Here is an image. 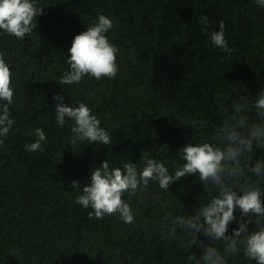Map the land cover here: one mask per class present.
I'll return each mask as SVG.
<instances>
[{
  "label": "trees",
  "instance_id": "16d2710c",
  "mask_svg": "<svg viewBox=\"0 0 264 264\" xmlns=\"http://www.w3.org/2000/svg\"><path fill=\"white\" fill-rule=\"evenodd\" d=\"M39 3L32 33L22 39L0 34V54L15 86L9 106L15 123L0 144V264H185L184 236L169 230L176 216L194 212L207 196L197 174L172 182L167 191L152 182L126 194L136 210L131 224L115 213L89 218L92 209L76 202L81 189L72 182L88 183L104 160L112 167L139 165L144 153L171 170L186 143L211 137L220 119L218 92L225 106L253 100L264 90V8L255 0ZM99 14L113 20L107 36L119 49L118 71L65 85L72 39ZM203 14L209 32L224 22L231 53L211 46L199 22ZM53 93L68 104L86 103L111 143H73V122L56 124ZM37 127L47 137L42 151H26ZM234 227L235 221L229 233ZM227 264L253 262L236 253Z\"/></svg>",
  "mask_w": 264,
  "mask_h": 264
},
{
  "label": "clouds",
  "instance_id": "9594fccd",
  "mask_svg": "<svg viewBox=\"0 0 264 264\" xmlns=\"http://www.w3.org/2000/svg\"><path fill=\"white\" fill-rule=\"evenodd\" d=\"M255 3L264 8V0ZM41 11L39 0H0V34L24 38L33 32L34 18ZM199 22L204 25L202 32L212 47L232 52L222 20L210 32L206 14L201 15ZM113 26L109 16L99 14L94 24L73 37L63 84L78 83L86 75L97 80L116 75L119 49L107 36ZM11 78L9 62L0 54V144L15 123L9 107L14 105L15 86L11 85ZM217 96L221 101L220 119L211 137L186 143L179 149L181 162L171 170L166 163L144 153L139 164L142 166L126 161L112 167L109 160H104L91 170L88 183L81 186L73 181V187L81 189L76 202L92 209L89 218L115 213L124 223L131 224L136 210L126 194L143 191L152 182L167 191L172 182L197 174L207 196L194 212L176 216L169 230L173 237L177 230L184 236L185 264H227L228 257L236 253H242L253 264H264V90L257 92L253 100H232L227 106L222 102L224 93L218 92ZM52 99L58 101L57 126L73 122V143H111V133L86 103H65L59 93H53ZM35 137L25 144L26 151H42L41 142L47 139L45 131L35 128ZM233 221L238 227L229 233ZM201 234L205 239L200 238Z\"/></svg>",
  "mask_w": 264,
  "mask_h": 264
}]
</instances>
